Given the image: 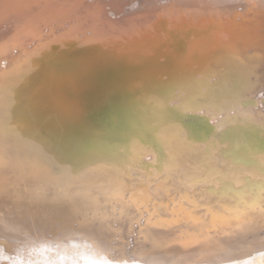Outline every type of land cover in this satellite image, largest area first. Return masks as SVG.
Wrapping results in <instances>:
<instances>
[{
	"label": "rangeland",
	"instance_id": "374dc122",
	"mask_svg": "<svg viewBox=\"0 0 264 264\" xmlns=\"http://www.w3.org/2000/svg\"><path fill=\"white\" fill-rule=\"evenodd\" d=\"M191 6L185 4L186 12H183L178 0H0V204L3 206L0 208V235L9 238L12 244L18 243L16 250H8V253L0 245V257H9L20 264L33 261L40 255L48 256L51 261L66 255L64 264H137L150 254L169 255L172 260H180L183 256L210 251L218 247L223 238L233 234H215L213 241L178 250L144 242L145 232L155 234L159 230L167 232L170 228L194 230V235L204 229L231 231L239 221L258 209L259 199L256 205L248 203L249 206L247 200L241 202V198L233 197L229 191H204L198 184L188 185L160 176L150 180L145 177H138L134 182L128 180L122 186L124 188L119 189L123 193L118 190L108 199V206L100 217L81 212L61 214L58 210L49 216L45 210L31 220L34 225L31 229L8 217L7 202L29 198L35 192L43 194L45 200L48 198L47 205L55 209L53 185H50L53 190L46 186L32 166L33 156L21 149L26 148L32 139L45 138V129L40 127L45 122L53 138L65 133L69 124L58 110L59 101H71L75 83L83 79L86 83L83 87L86 85L92 97L98 100L97 106L80 103L79 111L90 116L95 128L108 130L109 135L119 134L126 124L114 107L113 87L106 83V78L100 82L104 71L113 67L133 68L137 60L150 54L152 46L168 45L179 35L181 49L186 47L183 38L189 40L187 45L191 44V50L197 45L202 48L209 42L205 39L208 34L203 27L214 28L219 22L222 29L233 31L253 19L249 15L255 5L238 0L230 21L224 19L229 13L225 6ZM187 12L191 19L186 17ZM198 12L208 19L197 22L196 26L197 17H192ZM243 54L244 65L223 64L222 77L215 86L218 89L217 112L209 120L217 126V132L214 136L201 135L200 138L204 136V139L193 142L199 149L220 148V158L228 159L230 166L238 160L229 159L233 155L240 158L254 149H264V51L261 47H248ZM187 68L182 73L191 74L188 76L198 82L204 80L198 64ZM88 71L98 75L92 77ZM211 78L217 79L215 75ZM201 111L204 112L203 107L194 110L196 114ZM7 138L11 146L21 150V167L13 172L7 168L11 165L5 152ZM144 157L146 162L150 161V154ZM111 161L108 159L107 163ZM115 162L123 165L129 159L118 154ZM51 164L52 169L56 168L54 163ZM120 210L127 212L120 213ZM32 215L31 212L26 217ZM258 230L264 233V229ZM101 239H107V242L101 243ZM263 256L264 252L254 250L245 261L234 264H264Z\"/></svg>",
	"mask_w": 264,
	"mask_h": 264
},
{
	"label": "bare ground",
	"instance_id": "6f19581e",
	"mask_svg": "<svg viewBox=\"0 0 264 264\" xmlns=\"http://www.w3.org/2000/svg\"><path fill=\"white\" fill-rule=\"evenodd\" d=\"M237 2L238 0H178V5L181 7L180 11L183 12H186L185 4L192 5L191 7L225 6V11L228 10L229 13H226L224 19L230 21L232 9ZM246 2L255 5L253 12L249 15L253 19L233 31L222 29L219 22L214 28L210 26L211 29L203 27L208 34L205 39H208L209 42L208 45H202V48L201 45H197L195 48L191 47V50L189 48L191 44L187 45L189 40L183 38L186 47L181 49L179 35L177 39L169 41L170 45L152 46L150 54L148 53L146 57L137 60L133 68L113 67L110 71H104L105 75L99 78L100 82H102V78H106V83L113 87L114 107L119 110L121 120L126 124L124 130L119 134L109 135L110 131L95 128L89 120L90 116L87 117L79 111L80 103H91L97 106L98 100L92 97L91 92L86 89V85L85 88L83 87L86 84L83 79L75 83L77 85L71 101H59L58 110H61V116L69 124V127L65 128V133L59 134L61 139L53 138L48 133L49 129L45 122L40 126L45 129V132L43 131L45 138L42 140L32 139L31 141L30 137L27 147L21 149L33 156L32 166L37 175L42 177L46 186L50 190L54 188L52 203L55 209H50V206L47 205L48 198L45 200L43 194L35 192L29 198L25 197V199L6 203L10 211L9 219L21 222L31 229L34 228L31 220H34L35 216H39L45 210H48L49 216L58 210L61 214L81 212L82 214L92 213L94 216L100 217L108 206L106 203L108 199L112 198L113 193L124 186L128 180L134 182L138 177L150 180L167 176L174 182L188 185L198 184L199 188L204 191L208 189L215 193L222 190L229 191L233 197L241 198V202L247 200L246 204L256 205L257 199L261 202H258V209L252 214L250 213L251 216L247 215V218L239 221L238 225L234 224L237 226L233 227L231 231L212 232L204 229L194 235L193 229V231H183L181 228H170L167 232L159 230L155 234L145 232L144 242L156 243L163 247L170 246L178 250L188 245L213 241L217 236L215 234L233 235L223 238L218 247L207 252L183 256L180 260H172L168 257L169 255L150 254L139 260L137 264H234L245 261L254 250L264 252V233L258 230L264 229V149H254V152H247L240 158L233 155L229 159L238 160L233 166H230L231 162L228 164V159L220 158V148L217 150L199 149L196 143L193 144L194 141L199 140L201 135L214 136V133L217 132V126L209 120V117L217 112L218 89L215 86L218 84V79L222 77L225 66L223 64L232 62L235 66L244 65L243 51L248 47H261L264 51V0H246ZM199 13L196 16L193 14V19L197 17V20L194 21L195 25L197 22L208 19ZM187 14L186 17L189 16L188 12ZM218 31L220 32L218 33ZM175 48L176 50H174ZM180 55L183 56L178 59ZM196 64L199 65L200 72L204 74V80L201 82L190 78L191 74L189 75L188 72L189 76L182 73V70L187 66ZM187 69L186 71H189ZM87 73L92 77L98 75L92 71ZM212 75H215L217 79H210ZM131 106H134V113ZM201 107L205 113L201 111L196 114L194 110ZM224 129L231 130V128L230 130ZM229 133L231 134V132L227 134ZM201 139H204V136ZM12 146L7 138L5 152L11 159L9 162L11 165L8 164L9 167H7L9 172L20 168L22 163L21 150ZM118 154L125 155L129 162L123 165L117 164L115 160ZM146 154H150L149 162L145 161ZM108 159L112 161L107 163ZM51 163H54L56 168L52 169ZM50 185H53V188ZM220 196L222 197L221 193ZM239 206L242 204L239 203ZM2 207L0 204V208ZM248 209L250 208L248 207ZM246 211L248 213V210ZM31 212L32 217L27 218L26 216ZM121 212L127 211L120 210ZM122 227L126 228L127 226L122 225ZM117 237L119 238V236ZM100 241L105 243L107 239ZM12 242L9 238L0 235V245L6 253L14 248L16 250L18 243L14 241L16 244H12ZM200 250L202 249L200 248ZM38 252L40 253V251ZM18 256L21 254L18 253ZM52 256L54 258V255ZM47 257L40 255L33 261L23 264H64L66 260V255L55 261L48 260ZM13 258L15 259V257ZM86 258L89 259L88 256ZM0 264L20 263L13 262L9 257H0Z\"/></svg>",
	"mask_w": 264,
	"mask_h": 264
}]
</instances>
